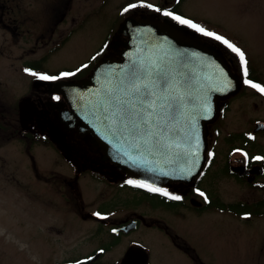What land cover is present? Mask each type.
Masks as SVG:
<instances>
[{
    "label": "flooded vegetation",
    "instance_id": "obj_1",
    "mask_svg": "<svg viewBox=\"0 0 264 264\" xmlns=\"http://www.w3.org/2000/svg\"><path fill=\"white\" fill-rule=\"evenodd\" d=\"M106 1L0 0V47L9 61V67L13 65V58L10 54L13 50L12 46L18 43L25 47L27 43H30L36 51V48L45 49L48 45L47 52H57L73 38V34H76L74 33L75 28L86 27L91 15L101 12ZM129 1L119 8V13L115 10L119 4L111 5L115 12L113 22L117 24L110 34L106 35L105 44L102 43L95 50L96 54L80 63L77 68H63L57 72L48 71L42 75L58 77L57 79H41V76H38L33 81V90L26 97L33 102L35 112L28 132L23 131L21 122L20 132L29 139L31 138L32 143L42 139L53 144L69 165L67 168L63 167L48 175L40 174L38 171L36 173L38 179L49 185V192L54 194L55 198L52 202L54 210L51 213V221L39 225L42 235L51 242L56 236L67 240L74 235L96 230L105 233L109 239H118L114 245L111 244L110 249L115 250L118 247L123 253L121 257L116 255L110 259H104L109 250L106 246L100 245L88 253L57 262V264H79L89 259L91 261L87 264H121L128 253H134L128 260L129 264H154L152 249L143 240V235L152 236L153 234L158 236V239L163 237L161 242L167 243L172 252L180 253L189 264H223L217 260L218 255L215 260L213 255L211 257L204 255L202 248L206 231L213 230L212 224H218V219L235 222L248 220L253 221L252 226H254L247 237L252 244L249 245L258 248L257 244H259L258 249L262 254L258 253L259 260L256 264H264V117H253L250 120L251 125L243 130L236 129L225 133L220 127L222 120L232 118L231 108L234 102L247 91L250 90L256 97H264V92L260 88L253 87V85H259L264 88V81L252 75L248 57L241 46L221 35L219 31L209 30L239 47L245 53L247 65L242 62L239 54L223 42L185 25L191 33L198 34L203 40L219 48L228 67L235 75L243 79L241 91L231 96L227 106H225L226 101L221 100V114L208 127L209 147L205 167L192 183L175 182L171 186L151 190L157 188L132 179L119 168L118 164L106 158L102 152L91 148L90 137L82 134L78 129L80 118L66 117V112L71 111L72 108L63 93L57 91L54 82H81L91 77L95 67L106 54L112 53L116 57H121L125 47L123 42L128 40L127 36L122 33L119 35L118 31L124 19L131 16L141 19L144 15L153 14L162 21L169 19L178 22L172 16L164 15L165 12H172L185 19L193 20L177 8L176 4L180 0H175V3L171 5L170 0H163L164 3L152 0ZM133 4L137 6L129 7ZM149 4L153 7H148ZM126 8L127 11H125ZM157 8L160 11H157ZM67 29V32L58 33L59 30ZM245 67H247L246 73ZM64 73L73 74L65 76ZM217 168L222 169L221 175H225L222 180L209 176ZM42 176L44 177L41 178ZM86 177L102 184L100 194L91 203L86 202L80 193L81 181ZM227 179L236 185L235 197L229 196L224 191L225 188L223 189V183ZM58 180L61 181L60 187H58ZM206 185L209 186L206 187ZM209 187L211 191L213 190L215 199L211 197ZM60 188L68 189L72 193V197L68 193L63 194L64 199L61 204L58 202L57 194ZM123 188L134 191L132 196L129 195L133 201L131 206L126 207L123 199L119 200L123 194ZM138 192L143 196L157 198L163 206L146 205L143 207L144 210L140 211L139 207L144 200L134 202ZM174 196H179L181 199H173ZM69 219L75 221L79 219L83 225L79 229L72 230L68 223ZM205 219L209 222L202 228L199 222ZM179 222H182L183 226H179ZM260 228L259 233H256ZM73 232L76 233L72 234ZM230 235L233 239H237L232 231ZM233 242L236 243V241ZM252 247L251 249L256 254L257 251ZM235 249H239V246H235Z\"/></svg>",
    "mask_w": 264,
    "mask_h": 264
},
{
    "label": "rangeland",
    "instance_id": "obj_2",
    "mask_svg": "<svg viewBox=\"0 0 264 264\" xmlns=\"http://www.w3.org/2000/svg\"><path fill=\"white\" fill-rule=\"evenodd\" d=\"M152 1L164 3L163 0ZM127 2L130 1L107 0L101 12L97 15L92 14L86 27L75 28L76 34H73V38L57 52H47L48 45H44L45 49L36 48L34 51L30 43L23 46L24 48L17 43L10 51L13 65L9 67V61L0 47V123L8 128L5 132L0 129V264H57L88 253L100 245L106 246L110 251V247L118 241L115 238L109 239L105 233L96 230L74 235L67 240L56 236L51 242L42 235L39 225L51 221V213L54 210L52 202L55 198L54 194L49 192V185L38 179L36 173L38 171L40 174L48 175L69 165L62 158L60 151L50 142L41 139L32 143L31 138L19 132L21 126L18 104L20 99L31 93L33 81L38 76L48 71L77 68L80 63L96 54L95 50L102 43L105 44L106 35L110 34L117 24L113 22L115 12L111 5L119 4L115 8L119 13V8ZM172 3H175V0H170V5ZM176 6L191 17L195 24L207 30L219 31L221 35L241 46L248 57L252 75L264 81V0H180ZM67 31L68 29L59 30L58 33ZM231 116V119L221 121L220 127L223 132L229 133L232 130L248 128L253 117H264V97H256L250 90L247 91L234 102ZM9 125L12 129L18 128V135L9 129ZM221 172L223 173L222 169L217 168L209 176L222 180L225 175H221ZM60 182L57 181L58 187L61 185ZM81 182L80 193L86 202L95 201L100 194L102 184L92 181L89 177ZM208 189L211 197L215 199L211 187ZM223 189L229 196L235 197L234 195L237 194L236 185L229 179L224 181ZM122 191L124 195L122 194L119 200L123 199L126 207L131 206L133 201L129 195L132 196L134 191L124 188ZM65 193L72 197L70 190L58 189L59 204L63 202L62 195ZM135 200H144L139 207L140 211L144 210L143 207L146 205L150 207L152 204L161 205L157 198L143 196L140 192L136 194L134 202ZM161 208L167 210L165 207ZM208 222L209 220L205 219L199 224L201 223L203 228ZM217 222L216 225L212 224L213 230L206 231L204 235L202 248L204 255L208 257L213 255L214 260L218 255L217 260L223 264H256L259 260L258 253L262 254V252L258 249L259 244H257L258 248L252 247L247 238L254 228L253 221L235 222L218 219ZM68 223L72 230L79 229L83 225L79 219L76 221L69 219ZM178 225L183 226V223L179 222ZM260 230L261 228L256 233ZM231 231L238 240L231 237ZM74 233L76 232L72 234ZM143 236L144 242L152 249L154 264H189L180 253L172 252L166 242V244L161 242L163 237L158 239L159 237L154 234ZM235 246H239L240 250L235 249ZM251 247L257 251L256 254ZM109 251L104 259L116 255L121 257L123 254L118 247Z\"/></svg>",
    "mask_w": 264,
    "mask_h": 264
},
{
    "label": "water",
    "instance_id": "obj_3",
    "mask_svg": "<svg viewBox=\"0 0 264 264\" xmlns=\"http://www.w3.org/2000/svg\"><path fill=\"white\" fill-rule=\"evenodd\" d=\"M124 20L118 31L128 40L121 57L106 54L81 82H54L72 108L66 117L80 118L78 129L90 137L91 148L129 177L159 189L192 183L205 167L208 127L221 114V100L227 106L241 91L243 79L228 67L219 48L185 25L153 14ZM134 83L142 88L147 84L172 104L171 119L166 116L151 129L152 135L133 134L119 119V101L129 98ZM19 110L23 131L28 132L34 104L23 98ZM132 255L121 264H129Z\"/></svg>",
    "mask_w": 264,
    "mask_h": 264
},
{
    "label": "snow or ice",
    "instance_id": "obj_4",
    "mask_svg": "<svg viewBox=\"0 0 264 264\" xmlns=\"http://www.w3.org/2000/svg\"><path fill=\"white\" fill-rule=\"evenodd\" d=\"M137 5H129V7L134 8ZM148 7H153L151 4L147 5ZM128 9L126 8L125 11ZM160 11L159 8L156 9ZM165 16H172L173 19L177 20L179 23L188 25L197 31L202 32L204 35L213 37L216 40L223 42L229 48L232 49L235 53L239 54L242 62L247 65V60L245 58V53L237 47L235 44L227 40L225 37L209 31L203 28L199 24H195L190 19H185L181 16L175 15L172 12H165ZM86 67V65H85ZM26 71H28L26 69ZM245 73L247 72V67L244 68ZM73 73H64L63 75H72ZM33 75H36L33 73ZM41 79H57L58 77H51V76H41ZM251 83V81H249ZM253 87H258L262 92H264V88H261L259 85H253ZM128 99L119 101V119L125 123V127L129 128V131L133 134L137 133H147L148 135H152L151 129L153 127H158L160 122L165 119L167 116L171 119L169 115L170 111L172 110V104L169 101L168 97L157 95L155 91H152L148 88L147 84L140 86V84L134 83L131 86V91L128 93ZM114 116L117 113H113ZM132 183V181H129ZM143 186V185H141ZM151 190H158V189H151ZM167 195V193H165ZM173 199H181L179 196L172 197ZM96 215H100L96 213ZM115 231V230H114Z\"/></svg>",
    "mask_w": 264,
    "mask_h": 264
},
{
    "label": "trees",
    "instance_id": "obj_5",
    "mask_svg": "<svg viewBox=\"0 0 264 264\" xmlns=\"http://www.w3.org/2000/svg\"><path fill=\"white\" fill-rule=\"evenodd\" d=\"M0 125H1V123H0ZM0 129H2V130L5 132L8 128L3 124V125L0 126ZM9 129H10V130H13V132H14L16 135H18V133L20 132V130H19V132H18V128H17V127H14V129H12V126H11V125H9Z\"/></svg>",
    "mask_w": 264,
    "mask_h": 264
}]
</instances>
